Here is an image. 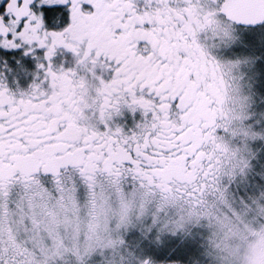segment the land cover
<instances>
[{
  "label": "snow or ice",
  "instance_id": "1",
  "mask_svg": "<svg viewBox=\"0 0 264 264\" xmlns=\"http://www.w3.org/2000/svg\"><path fill=\"white\" fill-rule=\"evenodd\" d=\"M0 264H264V0H0Z\"/></svg>",
  "mask_w": 264,
  "mask_h": 264
}]
</instances>
